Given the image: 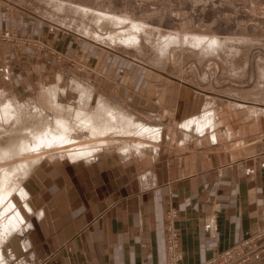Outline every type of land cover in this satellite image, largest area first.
Wrapping results in <instances>:
<instances>
[{
    "label": "crops",
    "instance_id": "1",
    "mask_svg": "<svg viewBox=\"0 0 264 264\" xmlns=\"http://www.w3.org/2000/svg\"><path fill=\"white\" fill-rule=\"evenodd\" d=\"M11 26L0 0V33ZM18 59L14 45L0 43V92L24 98L33 71ZM102 82L97 94L121 106L127 86ZM132 96L174 126L155 150L112 148L91 162L34 169L25 181L32 210L23 207L25 228L8 243L11 264H204L264 228V139L256 141L264 112L252 115L255 106L239 99L219 108L187 84H168L163 98ZM206 113L217 124L203 135L177 128ZM248 264H264V255Z\"/></svg>",
    "mask_w": 264,
    "mask_h": 264
},
{
    "label": "rangeland",
    "instance_id": "2",
    "mask_svg": "<svg viewBox=\"0 0 264 264\" xmlns=\"http://www.w3.org/2000/svg\"><path fill=\"white\" fill-rule=\"evenodd\" d=\"M1 1L4 11L12 17V30L0 33V43L14 45L19 63L33 71L31 88L25 92L26 97L0 92L1 108L9 102L15 104V100L23 105L18 107L25 110L19 113L22 121L20 129L37 125L41 118L53 122L58 115L68 117L74 125H78L76 128L81 131L71 133L78 143L90 142V139L98 141L101 136L92 137L90 130L74 122L72 109L77 110L81 102L87 100H81L79 92L86 94V97L92 93L94 98L89 110L93 113L98 97L106 98L97 94L98 82L114 78L129 89L119 99L122 107L112 105L114 113L120 118L127 114L135 124L144 122L147 127L161 129V133L174 126L170 124V115L167 112L151 115L155 113L145 110L146 102L139 105L138 99L132 96L134 92L148 99L154 95L163 98L168 84H187L203 94L217 97L219 108L229 106L227 102L233 99H239L247 103L238 104L239 107L255 106L250 111L252 115L264 112V0ZM7 33L11 35V40L3 38ZM211 41L218 43L215 42L212 47ZM47 87L59 93V100L56 98V101L62 109L49 103L55 98L44 93ZM20 88H23L22 84ZM69 106L73 108L68 110ZM245 112L246 116L250 115L246 109ZM211 117L217 124L214 115ZM0 123L4 125L3 130L5 127V132H0L2 149L11 141H18L21 134L13 130V123L8 126L2 119ZM183 124L177 128L191 132ZM16 130L20 132L18 128ZM6 132H11V135ZM172 132L177 134V130L169 131L170 134ZM135 133L132 135L134 138L130 134L126 139L116 136L117 140L121 139L120 143L110 149L123 151L125 142L128 145L139 142L135 138L142 132L137 134L135 130ZM195 133L200 135L203 132ZM143 136L146 137L145 134ZM263 139L260 135L256 141ZM130 149L133 154L139 150L133 145ZM55 152L60 156L53 158L48 155L46 158L61 161L63 154ZM96 153L87 158L94 157ZM65 160L70 162L69 158ZM21 178L20 183L26 187L27 178L24 179V175ZM25 206L26 201H22L19 208L26 219ZM25 224L11 236L5 233L0 235L1 238L6 237L2 239L1 251L8 249L11 238L21 233ZM11 258L4 259L2 264H11Z\"/></svg>",
    "mask_w": 264,
    "mask_h": 264
},
{
    "label": "bare ground",
    "instance_id": "3",
    "mask_svg": "<svg viewBox=\"0 0 264 264\" xmlns=\"http://www.w3.org/2000/svg\"><path fill=\"white\" fill-rule=\"evenodd\" d=\"M215 42L218 43V41ZM215 42L211 41L212 43L211 46ZM78 89H82V88H78ZM44 93L46 95H49L51 98L53 97V99L55 98L53 102H49V103H51L52 105L54 103L56 106H59V108L62 109V107H60L61 104L58 105L59 102L56 101V98L57 97L59 98V93H56L52 88H48L47 90L44 91ZM91 94H89V97H86L85 96L86 94L84 93L80 94L79 92V95L81 96V100L83 99H87V100L82 101L77 110L74 109L72 106H69L68 109L70 110V108H73L72 110L74 113V117H73L74 122L77 121V123L78 122L81 123V125L84 128H86V130L87 129L90 130L91 133L89 134H91V136L92 135L101 136L100 139H98V141L96 140L93 141L94 139L93 140L90 139L92 142L90 141L86 143H78L79 141L77 142L75 141L76 138H73L74 135L73 137H71L72 135L71 133L78 130V128H76V126L78 127V125H74L72 123V120H70L68 117L64 118L63 116L57 115L55 116V118H53L55 120L53 122L41 118L37 121L38 122L37 125L32 124V126H27L20 129L19 127L22 126V121L19 113H21L23 109L20 108L18 109V107H22L23 105H20L19 101L15 100V104L9 102L8 105L3 106L2 108L0 107V114H2L0 116V120L1 119L4 120L5 121L4 124L6 125L13 123L11 124V125H15L12 127L13 130L15 129L17 133L21 134V138L18 141L14 139L16 142L11 141L10 144L6 146V148H2V149L0 148V235L2 233H5L6 236H11V234L14 231H17V229L20 228L19 230H21L22 225L25 224L26 219L24 213L19 208L20 203L22 201L24 202L26 201L25 208L29 212H31L32 206L29 201L30 200L29 192L27 191L26 187L22 185V182L20 183L19 180L23 175H24V179L27 178V176L30 175L33 172V170L36 169L38 166H40V164H42L43 162H52L53 158L59 157L60 155L57 156V154H55L56 153L55 151L59 152L60 154H63L60 162H69L68 160L64 161V159L67 158L70 159L69 163H75L82 160L91 162L92 158L96 159L97 157H99L101 153L109 150L110 147L112 146L114 147V145H118L120 143L119 141L121 140L119 139V137H121L122 139H126L129 137V134L131 136L136 135L135 130L137 131V134L142 132L143 135L144 134L146 135L145 137L141 133V135L137 136L138 138H135L136 140L139 141V142L136 141L137 143L132 144L134 148L135 147L139 148V150H135L136 152L142 153L146 148H153L155 150L158 146L160 139H163L162 138L163 132L162 133L160 132L161 129L159 131V129L155 126L150 127L148 125L147 127V125L144 122L143 123L139 122L135 124L134 121L130 120V117H128L127 114L123 115L124 119L120 118L121 116L120 117L117 116L114 113L115 110L111 108L113 104L107 101L103 97L98 98L97 107L95 111L92 113L89 110L90 107L89 105L91 104V101L93 99V96ZM58 98L57 100H59ZM14 105H16V107ZM36 108L37 107H35V109ZM112 110H113V114H112ZM61 111L60 113H63ZM64 112L69 115V112H66V110ZM73 113L71 115H73ZM209 114L207 116L202 115L203 117L193 118L185 122L183 124V127L187 129V131L188 130L191 132L202 131L203 133L205 132V129L208 126L209 128L211 127V129H213L212 127H214L215 124L212 121L213 118L211 117V114L210 115ZM128 115L130 116V114ZM3 126L4 125L0 123V132L3 130ZM16 127L18 128V130H20V132L16 130L17 129ZM78 131L80 132L81 130ZM119 132H121V134L123 135L119 134ZM6 134L11 135V132L10 133L6 132ZM111 134L114 135L110 136ZM116 136H119L118 137L119 140H117ZM125 143L123 144L124 146L123 151L122 150L119 151L124 155H128L132 152L131 149L129 150V148L132 145H128ZM93 153L94 154L96 153L94 157L87 158V156L90 157L89 155ZM48 155L50 157L53 156V158L50 157L46 158V156ZM42 158H46V159L43 160ZM1 236H0V245L2 243V239L6 238V237L1 238ZM1 248H0V264L4 263V259L6 258H8L9 260V258L12 257V255L14 254V253L12 254V252L9 253L8 251H6L8 249L1 251Z\"/></svg>",
    "mask_w": 264,
    "mask_h": 264
},
{
    "label": "built area",
    "instance_id": "4",
    "mask_svg": "<svg viewBox=\"0 0 264 264\" xmlns=\"http://www.w3.org/2000/svg\"><path fill=\"white\" fill-rule=\"evenodd\" d=\"M3 38L11 40V35L7 33ZM168 242L171 248L176 247L177 234L171 233ZM262 255H264V228L204 264H247Z\"/></svg>",
    "mask_w": 264,
    "mask_h": 264
}]
</instances>
